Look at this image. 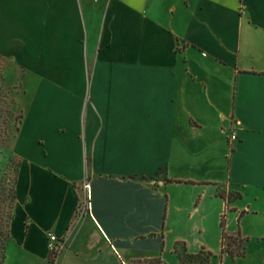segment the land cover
Wrapping results in <instances>:
<instances>
[{"label":"crops","instance_id":"0c3cea01","mask_svg":"<svg viewBox=\"0 0 264 264\" xmlns=\"http://www.w3.org/2000/svg\"><path fill=\"white\" fill-rule=\"evenodd\" d=\"M13 64L36 82L3 264H50L49 232L54 264H264V0H0Z\"/></svg>","mask_w":264,"mask_h":264},{"label":"rangeland","instance_id":"374dc122","mask_svg":"<svg viewBox=\"0 0 264 264\" xmlns=\"http://www.w3.org/2000/svg\"><path fill=\"white\" fill-rule=\"evenodd\" d=\"M65 69L71 70L70 64H66ZM23 74L19 64L0 70V240L6 246L10 241L9 225L14 212V184L19 165L12 144L24 109L32 99L31 84L36 82L31 73ZM24 90H28L27 93ZM2 253L0 249V261Z\"/></svg>","mask_w":264,"mask_h":264},{"label":"trees","instance_id":"16d2710c","mask_svg":"<svg viewBox=\"0 0 264 264\" xmlns=\"http://www.w3.org/2000/svg\"><path fill=\"white\" fill-rule=\"evenodd\" d=\"M14 201H15V184H14ZM13 216H14V212L12 218ZM221 226L223 228V236H222L223 252H228L229 255L234 259L237 257L245 256L246 239L243 238L241 234H237L234 236L227 233V231L225 230L226 222L224 217L221 220ZM0 249L3 251L1 255L0 264H3L5 260L6 243L4 244L1 240H0ZM174 251L179 257V264H210L211 259L214 256L213 252L205 248H202L196 253L190 252L185 243H177L175 245ZM50 264H54L53 259L50 260ZM133 264H168V263L165 260H163L162 257L158 256L153 258L137 260Z\"/></svg>","mask_w":264,"mask_h":264},{"label":"built area","instance_id":"2783aa9c","mask_svg":"<svg viewBox=\"0 0 264 264\" xmlns=\"http://www.w3.org/2000/svg\"><path fill=\"white\" fill-rule=\"evenodd\" d=\"M231 138L232 139H236L237 138L236 134L233 133ZM85 188L89 190L90 189V185L86 184ZM89 208H90V203L87 202L86 209H89ZM48 244H49V250H50L51 259H53V260L60 254V252L65 247V243L63 242V240H61V238H59L53 232H49V234H48ZM131 264H133V263H131Z\"/></svg>","mask_w":264,"mask_h":264}]
</instances>
